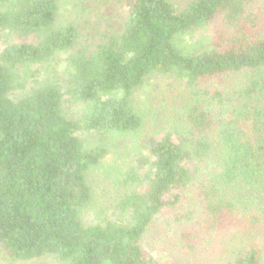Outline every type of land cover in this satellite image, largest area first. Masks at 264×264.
I'll return each mask as SVG.
<instances>
[{
    "label": "trees",
    "instance_id": "obj_1",
    "mask_svg": "<svg viewBox=\"0 0 264 264\" xmlns=\"http://www.w3.org/2000/svg\"><path fill=\"white\" fill-rule=\"evenodd\" d=\"M63 1L0 0V253L184 264L148 250L164 231L163 248L182 240L190 254L197 240L222 245L214 264H264V0H132L89 47ZM209 26L208 45L185 41ZM157 76L190 100L142 153L129 142L145 123L133 99ZM122 144L132 161L115 163L128 188L117 218L87 223L92 172Z\"/></svg>",
    "mask_w": 264,
    "mask_h": 264
},
{
    "label": "rangeland",
    "instance_id": "obj_2",
    "mask_svg": "<svg viewBox=\"0 0 264 264\" xmlns=\"http://www.w3.org/2000/svg\"><path fill=\"white\" fill-rule=\"evenodd\" d=\"M131 1L132 0H90L88 4L84 3L81 7L78 5L82 3L80 0H64L61 4V13L64 14L62 15L63 17L73 20L79 26L83 44L89 47L97 42H102V35L112 32V30L120 24L122 17L129 11ZM174 1L176 4L179 2V0ZM210 36L211 29L209 26L206 28H199L191 35L185 36L184 39L188 43L202 42V44L208 45ZM66 55L67 54H61L58 56V70L62 68ZM184 97L190 100V95L185 85L180 81L163 76L154 77L151 84L137 91L133 99L134 104L143 113L145 123L141 131L132 135L135 140H130L129 142L133 144V146H136L137 150L140 152L147 153V146L150 142V138L160 137L162 132L171 129V125L180 123L177 119L180 118L182 110L181 113L178 110L180 108V102ZM80 107L79 103L71 102L67 105V110L70 114H78ZM132 137L130 136L131 139ZM124 147L125 146L122 144V146L117 149V152L113 151V153L108 155L106 162L93 170L92 177L95 180L94 190L97 199L95 204L86 207L83 211L85 222L101 221L104 220L103 217L117 218V214L115 213L117 212L115 211L116 204L120 195L128 188L121 185L115 163L125 166L126 163L128 164L132 161ZM192 195L193 194H191V197ZM102 210H106L103 217L98 215ZM162 233L165 232L161 231L159 236L157 233L152 232L146 239L148 250H151L150 252L157 257H165L169 254V250H172L174 256L179 258V263L214 264L215 260L223 255L224 249L222 245H209V242L196 245L195 241L197 240H193L195 245L192 246L191 255L187 254L183 248L186 241L181 240L178 246L168 242L165 248H163L161 247L160 240L163 238ZM176 239L177 242H179V238L176 237ZM228 242L229 240L226 241V245ZM229 246H231L230 242ZM229 248L232 250L231 247ZM224 256H226V254ZM0 264H58V262L52 257L14 261L8 257L5 258L0 253Z\"/></svg>",
    "mask_w": 264,
    "mask_h": 264
}]
</instances>
